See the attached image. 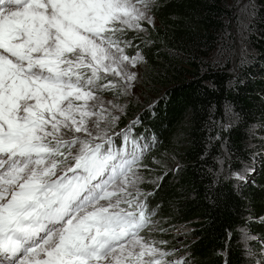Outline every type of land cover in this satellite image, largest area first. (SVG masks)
<instances>
[{
  "label": "snow or ice",
  "instance_id": "1",
  "mask_svg": "<svg viewBox=\"0 0 264 264\" xmlns=\"http://www.w3.org/2000/svg\"><path fill=\"white\" fill-rule=\"evenodd\" d=\"M149 2L0 0V264H183L141 234L136 141L101 127Z\"/></svg>",
  "mask_w": 264,
  "mask_h": 264
},
{
  "label": "trees",
  "instance_id": "2",
  "mask_svg": "<svg viewBox=\"0 0 264 264\" xmlns=\"http://www.w3.org/2000/svg\"><path fill=\"white\" fill-rule=\"evenodd\" d=\"M149 10L157 23L131 40L157 99L128 107L112 146L130 153L136 141L165 252L183 227L193 264H250L243 234L264 242V0H152Z\"/></svg>",
  "mask_w": 264,
  "mask_h": 264
},
{
  "label": "rangeland",
  "instance_id": "3",
  "mask_svg": "<svg viewBox=\"0 0 264 264\" xmlns=\"http://www.w3.org/2000/svg\"><path fill=\"white\" fill-rule=\"evenodd\" d=\"M151 3L152 0H150L149 5ZM244 10L247 11L246 9ZM147 15L151 18V23H149L147 20L141 21L142 28L144 29L143 31L129 30L127 32L126 41H131V45L126 48V54L129 56H135L137 52L140 53V51L138 50L133 52V48H132L133 42L131 39L142 38L146 33L145 31L146 24L155 25L157 23L155 17L150 12L149 8L147 10ZM142 70H143V60L137 63L134 67L132 65H128V71L135 73V79L130 82L131 86L126 87L125 90L123 91L118 89L116 91H107L101 94L103 96V99L105 100V107L112 113L113 116L118 117L115 123L110 122L107 124H102L101 126L102 130L106 131L107 134H113L117 131L116 130L118 127L117 124L120 121H122L124 116H126V112L129 110L128 107L130 106L136 107L142 110L144 107L152 106L156 101L157 98L153 99V96L151 97V92L143 85L144 81L142 78ZM121 84L124 85L125 82L121 81ZM107 101H111L112 104H115L118 107L113 108L111 104L107 103ZM135 117H133L132 119H134ZM93 134L95 135V129H93ZM261 151L262 153H264V148H261ZM143 161L144 158L141 159V161L138 163V166L136 168V171L138 172L139 176L142 177V181L138 185L140 192L144 193V195L141 197L142 200L145 199V196L147 194L145 190V185L149 182L148 174L147 172L144 171V167L142 166ZM153 226L154 224L153 222H151L150 226H148L141 234L144 235L147 239L155 241L153 239V234H154ZM186 230L187 228L179 227L173 231L178 236L175 244L178 247L174 252H171L170 255L166 257L167 260L183 261V264H185L186 262L188 264H193V262L190 261V259L188 258L189 255L186 252V250H184V246L182 242L185 239L183 233ZM243 241L247 249V254L249 256L250 264H264V242L261 248L254 247L255 246L254 242L262 243V239L259 236L247 231L246 233L243 234ZM155 242L157 243V246L163 251H165L171 246V244L169 243L167 244L166 242H162V243L158 241Z\"/></svg>",
  "mask_w": 264,
  "mask_h": 264
}]
</instances>
